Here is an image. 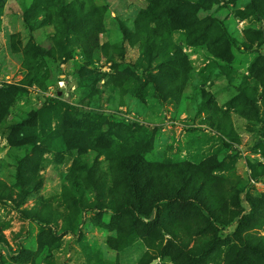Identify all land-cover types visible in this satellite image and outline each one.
I'll list each match as a JSON object with an SVG mask.
<instances>
[{
  "label": "rangeland",
  "instance_id": "1",
  "mask_svg": "<svg viewBox=\"0 0 264 264\" xmlns=\"http://www.w3.org/2000/svg\"><path fill=\"white\" fill-rule=\"evenodd\" d=\"M28 4L0 0V264H191L205 247L197 264H264V0ZM111 155L180 184L201 170L217 222L175 203L167 234L109 212Z\"/></svg>",
  "mask_w": 264,
  "mask_h": 264
},
{
  "label": "trees",
  "instance_id": "2",
  "mask_svg": "<svg viewBox=\"0 0 264 264\" xmlns=\"http://www.w3.org/2000/svg\"><path fill=\"white\" fill-rule=\"evenodd\" d=\"M19 1L23 11L29 7L28 3L30 0ZM149 12V10H145L142 15L146 16L140 17L143 26L147 28V46L150 45L149 39L151 37L150 30L152 26V20L148 19ZM255 12L264 23L263 9L260 8L259 5H255ZM100 25L103 27L102 23ZM93 38L95 42V37ZM83 39V44L87 47L88 42L91 43V40L89 41L87 38ZM31 41L34 43L33 39ZM58 104L63 108L71 109V107L66 103L58 102ZM62 129L68 139H77V129L74 128V130H72L65 124H62ZM114 135L117 137L116 133L112 134L109 139L110 147H113V142H116L114 140ZM81 136H83L82 133ZM70 140H68V143ZM75 142L77 143L78 141L76 140ZM109 159V173L111 174V187L113 193L112 198H110L109 202L106 203L108 206L106 207V210L109 212L117 213L119 215L127 214L145 222L156 221L157 223H160V229L167 234L168 224L163 221L162 208L175 203L192 206L197 211L198 209L200 211L203 210L207 217H209L211 223L217 222L218 214L216 210L213 209L212 203L207 204V201L209 200V197L205 193V189L207 190V187L205 188L207 177L201 170L197 169L196 172H192V179L187 181L186 178L188 177V174L182 175L181 169H177L175 174L184 180V183L180 184L176 181V177L173 176L172 168L165 164L148 163L141 160L138 156L120 157L111 155ZM194 177L195 180H193ZM77 187L78 189L80 188V186ZM231 193L232 192H229V195H227L228 198L232 197ZM92 207L93 208H91V210H97L96 205H93ZM147 209H149V213H147ZM239 223L244 224L245 222L239 220ZM197 232L198 230L195 229L196 235ZM169 235L172 238H177V234L172 231L169 232ZM2 243L5 242L0 238V244ZM210 246H213V244L211 243ZM206 248L207 247L204 249H195L196 252L193 251L187 253L191 264H197L201 261V259H203V257H205L204 252ZM249 249L251 252H254L253 255L264 258V244L262 243V240H256L252 243V246H249ZM233 256L243 264H251L248 263L250 257L247 254L234 252Z\"/></svg>",
  "mask_w": 264,
  "mask_h": 264
},
{
  "label": "built area",
  "instance_id": "3",
  "mask_svg": "<svg viewBox=\"0 0 264 264\" xmlns=\"http://www.w3.org/2000/svg\"><path fill=\"white\" fill-rule=\"evenodd\" d=\"M252 184H253V185H257L255 181H252Z\"/></svg>",
  "mask_w": 264,
  "mask_h": 264
}]
</instances>
